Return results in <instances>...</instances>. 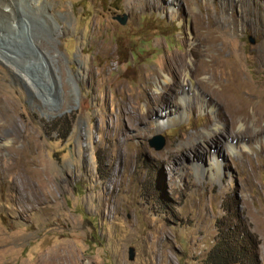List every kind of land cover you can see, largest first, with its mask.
Returning a JSON list of instances; mask_svg holds the SVG:
<instances>
[{
	"label": "rangeland",
	"instance_id": "1",
	"mask_svg": "<svg viewBox=\"0 0 264 264\" xmlns=\"http://www.w3.org/2000/svg\"><path fill=\"white\" fill-rule=\"evenodd\" d=\"M177 1L38 0L32 8L12 0L9 11L26 23L0 17V43L9 35L27 53L21 62L0 57V116L14 114L15 144L31 143L27 167L38 172L31 198L19 189L27 177L8 168L15 158L0 152V252L8 255L0 264H204L217 224L245 226L264 264V130L232 127L211 87L186 85L193 76L179 81L169 68L188 51L190 15L221 21L215 35L224 51L188 65L214 63L210 76L264 97V3L207 0L204 8L190 0L178 18L169 14ZM181 92L189 97L181 119L159 130L166 111H183ZM216 120L220 130L208 135ZM154 135L164 140L159 150L147 144ZM230 139L248 148L232 155Z\"/></svg>",
	"mask_w": 264,
	"mask_h": 264
},
{
	"label": "bare ground",
	"instance_id": "2",
	"mask_svg": "<svg viewBox=\"0 0 264 264\" xmlns=\"http://www.w3.org/2000/svg\"><path fill=\"white\" fill-rule=\"evenodd\" d=\"M25 1L32 8L39 7L38 0H25ZM233 1L235 0H228V4L233 3ZM262 1L264 3V0ZM8 2L10 3L9 7H7ZM180 2H183V3H180ZM180 2L177 1V4L175 3L173 4L175 5L176 9H172L170 11L169 13L170 16L179 18L181 16L180 15L181 12L179 13L178 8H193V4L190 2V0H181ZM202 2H203L204 8H210V4L207 0H202ZM148 4L151 7L157 8L158 0H149ZM167 4H172V3H167ZM12 5H13L12 0H0V17L5 18L6 20L17 21L19 25L25 24L26 22L24 23V20H25L24 17H20L9 11L10 8H15ZM190 16L195 22V26H193L195 30V33H194L195 35L192 34V27L190 26L191 25L190 24L189 29L187 31L188 33H186L188 37L185 38L186 44L188 46V51L184 56H177L176 58L170 60V67H169L170 71L177 74L179 81L183 78V76L184 77L190 76V75L193 76V79H191L193 80V82L191 83H188L189 80L184 78V81H186L185 82L186 85L204 83L203 87L206 90H207V87H211L212 94L225 107V114L230 118L232 127H235L239 123L250 122L253 126L257 127L259 130H264V127H261V122L264 119V97L259 95V93L257 92H250L248 94L243 93L241 84L235 78H232L231 80H227L226 82H223V81L218 80L214 75L210 76L208 74V70L210 71L211 68L214 67V63L209 64V63L203 62L201 63L199 67L195 69H193L194 66L188 65L187 61H189L190 63H192L196 59H199L197 61H200L203 58H210L211 52H215V54H217V53H221L224 51L223 50L224 46L223 47L219 46L218 37L215 35L216 29L221 28V25L218 24V23H221V21L218 22L217 20H214L213 24L208 23L206 25L204 24L205 22L203 24L198 22V17L196 15L193 14ZM182 22H184V19L182 20ZM239 24L240 22H238L235 25H239ZM214 26H215V29H214ZM186 27L188 26L186 25L185 28ZM19 48H20V43L16 42L12 37L7 35L6 39L2 43H0V57L7 62H18V61L21 62L27 53L20 52ZM232 64L233 63L230 62L228 64V68H230ZM29 71H31L32 73V80L36 82L37 84H40L41 86H43V83H41L42 78L38 77L37 75V71H39L38 68L33 67L32 70L30 69ZM19 76L22 77V74L19 73ZM162 80L164 84L163 86H167L168 84L166 85L167 83L166 79L165 80L162 79ZM160 83L156 81L154 85L156 87L160 86V89H161V87L163 86H161ZM192 88H194V86ZM196 96L199 102H196V104L193 106L194 108L196 107V105L198 107L199 104L202 106V101L200 100V97L202 95L198 94ZM0 98H3V97L0 96ZM188 98L189 97L185 96L184 93L182 92L180 93L179 99L181 103L178 106L182 107L183 111H180V110L178 111L176 109H171V108H170L171 110L166 111L162 117L161 122H159V130H161L165 124H170L171 122L178 121L181 119L182 114L184 113V110L187 107L186 99L188 100ZM158 102H159V98H156V104H158ZM15 113L17 114V112ZM219 124H220L219 121L216 120L215 130H209L208 128H205V131L208 132L207 133L208 135H212L215 131L220 130ZM20 129H21L20 125L17 119L14 117V114L10 113L9 121L3 120L2 116H0V152L7 150L10 152V156L12 158H15V161L11 165H8V168L9 169L17 168L19 170L18 174L20 175L21 179L22 177L23 179L27 177L25 186H23L24 180L22 179L23 182L19 189L20 190L22 189L23 192H25L26 189H31V191L29 192V195L31 198H33L34 197V191L32 190L34 189L33 179L38 176V172H37V169L27 167L29 163L31 162V159H30L31 146H32L31 143L28 141H24L23 143L21 142L22 145L20 146H16L15 144L19 142L20 137L22 135L20 134ZM9 138L11 141H9ZM225 146H227V149H229V152L232 155L243 154L244 149L248 148L245 142H241L236 139H230L229 141L225 143ZM212 163L216 171H219V169H221L220 161L218 160L216 154H215V159L212 160ZM60 255L61 257H64L65 259L70 256V254L68 255L67 253H64V254L60 253ZM7 256L8 255H6L5 252H0V262L3 257H7ZM40 264H61V259L59 258V259L51 260L45 257L43 261L40 262Z\"/></svg>",
	"mask_w": 264,
	"mask_h": 264
},
{
	"label": "trees",
	"instance_id": "3",
	"mask_svg": "<svg viewBox=\"0 0 264 264\" xmlns=\"http://www.w3.org/2000/svg\"><path fill=\"white\" fill-rule=\"evenodd\" d=\"M57 124H55V127ZM97 163V155L94 154ZM258 242L249 230L238 224H217L215 241L204 264H259Z\"/></svg>",
	"mask_w": 264,
	"mask_h": 264
},
{
	"label": "water",
	"instance_id": "4",
	"mask_svg": "<svg viewBox=\"0 0 264 264\" xmlns=\"http://www.w3.org/2000/svg\"><path fill=\"white\" fill-rule=\"evenodd\" d=\"M125 16H116L115 19L120 23L123 24L125 21ZM251 41V40H250ZM147 144L152 147L154 150H159L162 148L164 144V140L160 135H154L147 140ZM134 250L131 246L127 247V258L131 260L133 258Z\"/></svg>",
	"mask_w": 264,
	"mask_h": 264
}]
</instances>
